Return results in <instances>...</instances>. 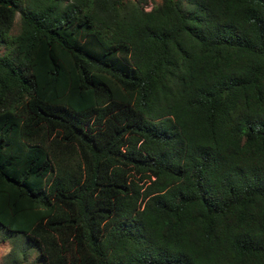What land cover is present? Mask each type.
I'll return each mask as SVG.
<instances>
[{
  "label": "trees",
  "instance_id": "obj_1",
  "mask_svg": "<svg viewBox=\"0 0 264 264\" xmlns=\"http://www.w3.org/2000/svg\"><path fill=\"white\" fill-rule=\"evenodd\" d=\"M0 228L42 264H264V0H0Z\"/></svg>",
  "mask_w": 264,
  "mask_h": 264
},
{
  "label": "rangeland",
  "instance_id": "obj_2",
  "mask_svg": "<svg viewBox=\"0 0 264 264\" xmlns=\"http://www.w3.org/2000/svg\"><path fill=\"white\" fill-rule=\"evenodd\" d=\"M161 0H140V3L145 8H150L152 5L157 4ZM20 27V14L19 11L15 12L13 23L10 31L15 33ZM6 233L3 229L0 228V264H10V261L24 260V264H42L38 260V251L29 245L22 233H15L9 236L4 235ZM23 249L25 250V256L23 257Z\"/></svg>",
  "mask_w": 264,
  "mask_h": 264
}]
</instances>
